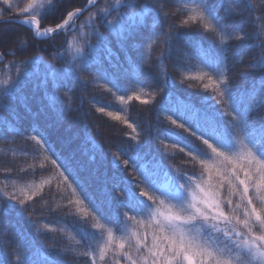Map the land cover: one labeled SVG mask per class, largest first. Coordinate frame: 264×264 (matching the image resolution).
Wrapping results in <instances>:
<instances>
[{
	"label": "snow or ice",
	"instance_id": "snow-or-ice-1",
	"mask_svg": "<svg viewBox=\"0 0 264 264\" xmlns=\"http://www.w3.org/2000/svg\"><path fill=\"white\" fill-rule=\"evenodd\" d=\"M63 3L27 0L21 6L17 0H0V25L26 26L36 41L59 33L71 37L58 54L67 64L50 70L52 81L66 89L64 99L50 98L55 124L80 111L84 97L77 104L75 93H86L89 86L111 94L121 105L138 101L149 106L155 124L148 121V138L142 140L144 132L135 121L96 107L131 130L126 136L133 143L117 148L110 160L91 133L78 156L65 143L57 147L50 142L46 127H33L23 139L29 144L25 155L34 163L0 168L5 173L0 224L11 223L8 217L14 215L26 218L35 235L41 234L40 222L32 217L37 206H48L45 189L51 193L54 187L67 200L66 215L77 217L74 224L83 222L75 228L76 235L68 236L83 251L71 246L47 249L21 233H16L19 241L0 239V250L15 246L12 264H64L57 252L85 257L84 264H264V0H86L83 7L65 10L58 22L44 26ZM177 15L178 24L172 22ZM191 28L209 37L207 49L180 30ZM109 36L125 53L123 63ZM5 39L0 33V43ZM11 43L15 47L0 51V64L6 55H22L29 45L20 33ZM246 43L251 58L245 64V54L237 52L232 67L241 65L237 75L252 84L234 90L229 59ZM193 60L195 71L181 68ZM166 61L180 72L181 84L194 82L189 87L210 95L200 96L201 103L174 95ZM42 63L39 56H31L4 65L8 72L0 79V111L7 110L10 98L27 83L28 74L21 69ZM208 100L214 104L205 106ZM17 135L12 129L11 138L0 135V141L15 143ZM89 144L94 151L99 148V160L92 157L95 167L82 158ZM169 147L178 149L193 171L166 166L165 159H175ZM129 168L137 179L123 175ZM89 218L93 231L83 227ZM43 228L65 232L48 223Z\"/></svg>",
	"mask_w": 264,
	"mask_h": 264
},
{
	"label": "trees",
	"instance_id": "trees-1",
	"mask_svg": "<svg viewBox=\"0 0 264 264\" xmlns=\"http://www.w3.org/2000/svg\"><path fill=\"white\" fill-rule=\"evenodd\" d=\"M23 6L27 0H17ZM102 3L103 0H100ZM143 2V0H139ZM86 4V0H64L63 5L60 9L55 12L52 16L49 17L48 21L45 22L44 26L49 24H54L58 22L61 14L65 10H72L75 7H83ZM87 16V13L81 15L80 20L83 21ZM22 18V17H21ZM181 17L179 15L172 17V22L178 24ZM79 23V21H78ZM5 29H11V32H5ZM181 31L188 32L191 35L193 40H196L201 47L207 49L209 37L205 36L201 31L196 28L191 29H180ZM101 31H104L101 28ZM0 33H4L6 39L0 43V51L7 52L10 48L15 47L11 43L12 37L16 33L23 34L27 37L29 45L25 52L22 55H17L16 57L5 56L4 63L0 64V79L6 78L7 69L4 68V65L12 59L24 60L28 59L31 56H39L43 61L42 64H30L29 66L22 68V72H26L28 76L26 77L27 83L16 90L15 95L10 98L11 102L7 110L0 111V135H4L6 138L10 137V132L12 129H15L19 133L15 137V143L8 144L0 141V168H3L8 165H15L17 167H27L28 164L34 163L31 158V155H25V152L29 148V144L23 139L24 136H27L33 127L47 128L46 135L49 137L50 142L54 143L55 146L59 147L61 143H65L69 151H76L77 155H80V147L82 146L85 138L89 133L95 138L96 144L103 148V154L108 156V159H111V153H114L117 148H127L132 141H130L126 133H129L131 130L126 127L121 121L113 120L111 117L107 116L106 113H98L95 111V108L98 106L106 107V111H112L114 114H119L122 117H127L130 121H135L138 127L143 130L144 135L141 137L142 140L148 138V129L147 123L151 121L153 125L155 124V114L154 112L148 111L149 106L140 105L138 101H132L127 106L121 105L115 97L111 94L103 92L99 89H94L89 86L86 93L77 90L75 93L76 103L79 104L81 96L84 97V105L79 112L73 111L70 114L64 116L62 123L55 124L52 113L49 109L50 98L55 97L59 99H64L65 88L58 86L54 81H52L50 70L51 69H60L62 66L67 64V59L61 61L59 59V52L65 47V41L71 38L69 35L64 33H59L55 36L54 39L48 40H33L31 32L27 29L26 26L19 24L11 25H0ZM107 35V33H105ZM111 41V47L113 52L116 53V56L120 57V63H123L124 52H121L119 46L114 37L109 36ZM94 42V41H93ZM251 43V42H248ZM244 53L246 64L251 58V50L248 48L247 43L241 46L239 49H236L232 56H230L229 64L232 67L236 57V53ZM130 56H134L135 53L129 51L127 53ZM116 56L113 57V62H116ZM155 52L153 53V63ZM168 64V74L171 76L172 83L175 85L171 89L174 95L184 94L187 98L191 99L193 102L201 103L200 96H208L210 93H204L200 88L189 87L190 83L186 82L185 84L180 83V72L172 68L169 62ZM196 62L189 61L181 65L182 69H191L195 71ZM104 66L107 67V61L104 62ZM146 70H150L147 69ZM243 71V67L239 64H236L232 67L231 75L233 79V88L234 90L248 89L251 87V80L241 79L237 74ZM46 72L48 76L46 79ZM11 74L15 76V69L11 70ZM191 94V95H188ZM90 101H93L90 103ZM9 103V101H5ZM214 104V101L208 100L205 103V106H211ZM219 107V106H217ZM260 113L254 114L252 119H255L256 116ZM87 126V127H85ZM155 147L157 145L153 143L152 154H155ZM99 148L95 151L92 149L91 145H88L87 155L82 158L89 163L90 167H95L96 164L92 162V157L96 156L97 161L99 156L97 152ZM147 152L148 149H145ZM168 152L175 153V159L169 160L165 159V165H173L179 171H193L191 166L185 165L183 154L179 153L178 149L169 147ZM151 159V155L147 157ZM121 165L123 164V158H121ZM103 171V169H101ZM123 175L129 179H137L131 169H127L123 172ZM5 173L0 171V188L3 187ZM15 178L16 173L12 174ZM41 177H35L36 180H39ZM27 179H32L28 177ZM9 180V185L11 184ZM22 183V181L20 182ZM11 191V187L8 189ZM45 199L47 201V207L40 208L37 206V212L32 217L33 220L39 221L38 227H40L39 235H35V230L30 229L28 221L26 218H17L14 215L8 217L7 221L3 224H0V239L6 241H19L20 236L16 233H21L24 237H27L29 240H35L36 244L39 245L43 243L45 248L50 249L52 246L56 248H63L65 246H71L72 248L79 249L83 251L82 246L76 245L74 241H69V233L76 235L75 228L80 227L83 223L74 224L73 222L77 219L75 215H66L69 209L64 207L67 204V200L61 196L60 193L56 191L53 187L52 192L49 193L47 188L45 189ZM146 199V198H145ZM51 208L53 211H49ZM86 209L87 205L82 206ZM85 213L81 212V216ZM48 223L49 227L52 228H64L65 232L56 233L47 232L43 225ZM94 221L89 218L87 224H83V227L88 231H93L91 225ZM9 229L7 235H5V229ZM79 237L77 236V239ZM58 255L59 259L64 261V264H84L86 260L85 257L76 255L73 252H69L66 255H60L58 252L54 253ZM0 258L5 259V264H12L15 260V246H6L4 249L0 250Z\"/></svg>",
	"mask_w": 264,
	"mask_h": 264
},
{
	"label": "rangeland",
	"instance_id": "rangeland-1",
	"mask_svg": "<svg viewBox=\"0 0 264 264\" xmlns=\"http://www.w3.org/2000/svg\"><path fill=\"white\" fill-rule=\"evenodd\" d=\"M84 14V13H83Z\"/></svg>",
	"mask_w": 264,
	"mask_h": 264
}]
</instances>
